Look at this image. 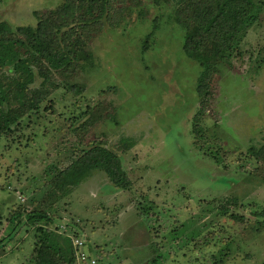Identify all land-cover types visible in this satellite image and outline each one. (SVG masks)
I'll use <instances>...</instances> for the list:
<instances>
[{"label": "rangeland", "instance_id": "obj_1", "mask_svg": "<svg viewBox=\"0 0 264 264\" xmlns=\"http://www.w3.org/2000/svg\"><path fill=\"white\" fill-rule=\"evenodd\" d=\"M176 1L127 0L115 24L90 31L92 65L68 81L82 90L58 85L0 136V264H21L31 248L25 222L9 237L10 214L32 208L48 168L96 143L119 155L130 188L94 171L51 209L61 233L85 238L95 264H264V158L247 152L264 144V0H254V20L204 99L199 67L181 49ZM60 2L0 0V20L28 24Z\"/></svg>", "mask_w": 264, "mask_h": 264}, {"label": "trees", "instance_id": "obj_2", "mask_svg": "<svg viewBox=\"0 0 264 264\" xmlns=\"http://www.w3.org/2000/svg\"><path fill=\"white\" fill-rule=\"evenodd\" d=\"M126 1L61 0L53 9L34 11L33 22L28 24L13 26L0 20V136L19 129L21 119L37 110L58 85L67 90L73 86L78 92L82 90L80 85L68 81L78 70L92 65V52L86 43L91 37L90 31L102 30L106 20L115 24L112 18L128 8ZM256 6L254 0H177L174 3L173 19L182 30L181 49L199 67L195 84L199 98L207 94L210 78L233 55L241 32L254 20ZM154 29L142 39V52L149 47ZM86 110L92 113L95 109L87 107ZM247 152L255 160L264 158V144L258 148L250 146ZM215 154L211 157L218 161ZM94 171L103 172L114 189L130 188L131 182L119 155L101 143L79 150L61 168H48L44 172L46 187L37 196L29 194L32 208L17 209L9 216L8 233L23 222L33 228L31 248L21 264H75L73 238L78 232L61 233L54 225L51 209ZM229 215L235 220L242 219L235 211ZM60 224L65 227L66 223ZM73 224L69 227L78 228L77 223ZM225 251L222 248L216 255L212 254V262L222 260L228 254Z\"/></svg>", "mask_w": 264, "mask_h": 264}, {"label": "built area", "instance_id": "obj_3", "mask_svg": "<svg viewBox=\"0 0 264 264\" xmlns=\"http://www.w3.org/2000/svg\"><path fill=\"white\" fill-rule=\"evenodd\" d=\"M86 240L84 237H78L73 239L74 247L76 248V259L82 264H95V259L87 252L85 246Z\"/></svg>", "mask_w": 264, "mask_h": 264}]
</instances>
